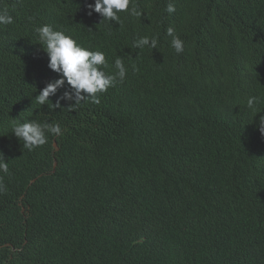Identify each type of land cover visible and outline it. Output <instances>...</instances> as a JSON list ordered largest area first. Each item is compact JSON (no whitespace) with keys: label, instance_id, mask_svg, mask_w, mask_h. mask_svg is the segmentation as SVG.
Segmentation results:
<instances>
[{"label":"trees","instance_id":"trees-1","mask_svg":"<svg viewBox=\"0 0 264 264\" xmlns=\"http://www.w3.org/2000/svg\"><path fill=\"white\" fill-rule=\"evenodd\" d=\"M172 2L135 0L121 26L94 0H0V264H264V0ZM45 24L104 51L108 73L120 57L125 80L99 104H37L59 78ZM31 120L62 134L30 151L11 122Z\"/></svg>","mask_w":264,"mask_h":264},{"label":"clouds","instance_id":"clouds-1","mask_svg":"<svg viewBox=\"0 0 264 264\" xmlns=\"http://www.w3.org/2000/svg\"><path fill=\"white\" fill-rule=\"evenodd\" d=\"M88 14L93 12L100 14L101 22L109 21L123 26L119 13L126 12L133 17L143 15L138 10L135 0H94V3L87 4ZM166 11L171 14L176 11V6L169 0ZM13 18L5 11L0 13V24H11ZM100 22V23H101ZM38 34L39 43L48 56V67L58 74L59 78L46 83L39 94L35 96V102L40 105L47 104L53 109L64 108L61 101H69L66 108L70 110L82 102L91 101L99 104V93L106 92L110 87L115 86L117 80L123 82L126 78L127 69L123 60L117 57L114 61L115 72L105 71L109 67L106 54L100 49L85 47L65 30L54 29L51 25L45 24L35 29ZM167 35L171 37L170 46L177 54L184 51V41L172 27H168ZM134 46L139 49L145 47L155 49L157 38L147 35L139 36ZM65 84L68 88L56 99L55 103L50 100L51 96H56ZM51 101V105L48 104ZM249 108L253 106V99H249ZM12 133L19 140L23 141V147L32 150L37 146L47 142L46 132L57 136L62 134L61 126L57 124L41 123L36 120L18 123L12 121ZM259 131L264 134V116L259 120ZM8 163L4 157H0V172L7 174ZM5 191V187L0 181V192Z\"/></svg>","mask_w":264,"mask_h":264}]
</instances>
